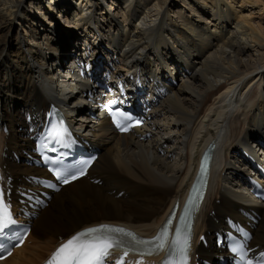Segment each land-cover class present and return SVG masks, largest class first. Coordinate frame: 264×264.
Listing matches in <instances>:
<instances>
[{"label": "bare ground", "instance_id": "bare-ground-1", "mask_svg": "<svg viewBox=\"0 0 264 264\" xmlns=\"http://www.w3.org/2000/svg\"><path fill=\"white\" fill-rule=\"evenodd\" d=\"M263 15L264 0H0V85H9L0 93V118L3 122L9 116L12 121L5 123L7 140L2 135L10 172L17 176L32 172L14 162L10 153L28 145L18 128L24 126L21 111L46 108L47 100L57 99L67 112L79 111L76 128L102 149L89 172L103 181L95 186L83 178L65 187L41 213L29 241L1 264H38L60 236L97 224L125 223L140 233H153L185 194L202 149L212 142L221 158L212 167L200 216L201 221L208 219L207 228L198 224V234L218 228L210 218L213 211L221 220L236 216L240 204L254 203L239 186L242 169L237 166V148L264 138ZM58 21H64L65 28ZM94 24L89 31L94 43L101 36L99 44L109 41L123 50L120 70L124 72L141 69L153 75L160 72L153 63L169 59L168 54L188 58L183 65L189 73L179 76L181 83L155 110L156 138L165 156L134 134L117 135L101 115L92 118L97 110L79 109L86 98L74 95V87L61 88L65 81L58 74L66 64L58 62L57 55L65 54L72 63V55L85 60V50L83 55L79 51L88 31L79 30ZM57 25L60 29L54 31ZM50 59L60 64L57 73L53 64H47ZM11 64L18 65L27 80L17 81ZM52 78L62 81L61 89L54 88L47 96L43 87H54ZM76 80L74 76L71 82ZM123 190L126 195L118 199L116 194ZM259 211L257 245L264 244V205ZM31 243L37 246L31 248ZM198 253L203 256L208 251L198 248Z\"/></svg>", "mask_w": 264, "mask_h": 264}, {"label": "snow or ice", "instance_id": "snow-or-ice-1", "mask_svg": "<svg viewBox=\"0 0 264 264\" xmlns=\"http://www.w3.org/2000/svg\"><path fill=\"white\" fill-rule=\"evenodd\" d=\"M116 103L115 101L112 102ZM109 114L112 117L115 126L123 132L129 131L133 123L139 125V120L127 112L109 108ZM68 135L67 129L62 126L53 125L50 138L63 142L64 137ZM53 150H55L53 148ZM53 164L52 171L58 180L67 184L71 180L77 179L84 175L86 167L90 161L82 162L84 167L75 169L74 165H65L63 160H50ZM194 208V200L189 199L184 208L179 225L175 229L174 235L170 238V229L175 216L169 218L167 224L153 239H143L135 233L123 228L112 227L107 224H101L96 227H88L73 234L65 242H62L52 256L48 259L47 264H108L109 259L116 251L122 252L116 264H124V258L129 253H136L140 257L151 256L159 251H168V259L165 264H190L191 259V225L189 216ZM16 220L12 213V206L6 199V194L0 186V237H6L9 241L15 240L22 243L25 234L9 235L12 226L16 225ZM18 246L14 244L13 247ZM242 245L233 247V253L239 255L240 264H253V260L246 259V253ZM0 253L11 255V250L4 248L0 244ZM261 257H264L262 252ZM2 258V257H0ZM143 264V260L137 262ZM264 264V260L258 262Z\"/></svg>", "mask_w": 264, "mask_h": 264}, {"label": "rangeland", "instance_id": "rangeland-1", "mask_svg": "<svg viewBox=\"0 0 264 264\" xmlns=\"http://www.w3.org/2000/svg\"><path fill=\"white\" fill-rule=\"evenodd\" d=\"M29 4H30V3L27 2V3H26V6H29ZM36 12H37V11H36ZM253 12H256V10H253ZM244 13L246 14V12H244ZM113 18H114V17H113ZM257 18H259V17L255 16L254 19H257ZM261 18H264V15H263ZM58 23H62V24H63L62 26L65 28L66 23H64V21H63V22H62V21H58ZM102 23L105 24V22H102ZM95 25H96V24H95ZM106 25H109L108 20H107V22H106ZM54 26H55V25H54ZM54 26H53L54 31L60 29L58 25H57L56 28H54ZM96 26H97V25H96ZM20 30H22V29L20 28ZM86 31H88V30H86ZM23 34H25V33L23 32ZM54 35H55V34L52 33V34H51V37L54 36ZM87 36L91 37L90 34H89V31L86 32V34H85V37H86V38H87ZM51 37H50V42H51V44H52V41H54V39L51 40ZM52 45H53V44H52ZM82 48H83V47H82ZM79 52H80V54L82 53V55H83L84 48L81 49ZM78 54H79V53H78ZM253 56H256V53H255V52H253ZM81 57H82V56H81ZM153 58H155V57H153ZM255 58H256V57H255ZM193 61H195V59H194ZM26 62H27V64H28V67H32V68L34 69V72H35L36 69H35L33 66L30 65V62H28L27 60H26ZM13 65H15L14 72H15V75H16V79H17V81H19L20 78H21V79H22V78H25V79L27 80L28 75L24 74V72L21 71V69L19 68L18 65H16V64H11V66H13ZM8 67H9V66H8ZM8 90H9V85H8V84H2V85H0V93H1V94L5 93V92L8 91ZM25 91H26V90L23 89V91L21 92V94L24 95V94H25ZM214 97H215V96H212V97H211V101H210V102H213ZM19 112H20V110H18V113H19ZM12 118H13L14 120H17V119H15L14 116H13ZM10 122H12L11 119H10V117H9V116H6L5 119H4V121H3V123L10 124ZM32 244H33V243L30 244L31 248H34L33 246H37V245H35V244H33V245H32ZM29 248H30V247H29ZM31 248H30V249H31Z\"/></svg>", "mask_w": 264, "mask_h": 264}]
</instances>
